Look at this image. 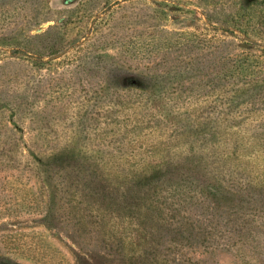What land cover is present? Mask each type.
<instances>
[{
    "label": "rangeland",
    "instance_id": "obj_1",
    "mask_svg": "<svg viewBox=\"0 0 264 264\" xmlns=\"http://www.w3.org/2000/svg\"><path fill=\"white\" fill-rule=\"evenodd\" d=\"M0 264H264V0H0Z\"/></svg>",
    "mask_w": 264,
    "mask_h": 264
}]
</instances>
